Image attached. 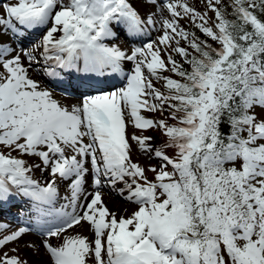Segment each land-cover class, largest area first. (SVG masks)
Instances as JSON below:
<instances>
[{"label": "snow or ice", "instance_id": "snow-or-ice-1", "mask_svg": "<svg viewBox=\"0 0 264 264\" xmlns=\"http://www.w3.org/2000/svg\"><path fill=\"white\" fill-rule=\"evenodd\" d=\"M206 7L214 19L188 0H166L158 9L169 13L162 35L129 54L105 43L117 38L114 28L139 35L157 23L131 0H0V211L29 198L53 217L38 221L44 236L61 241H42L51 264H264V0H231V12L222 0ZM30 30L43 34L25 48ZM124 61L133 64L128 73ZM30 69L66 94L78 91L80 102L61 103ZM73 71L119 74L126 83L89 94L97 87L89 77L62 76ZM166 110L175 123L143 114ZM129 125L140 134L129 135ZM148 130L161 131L166 143L154 149ZM133 141L162 161L159 170L133 162ZM36 169L51 179L42 185L31 175ZM58 180L68 182L70 195L56 209ZM102 181L123 184L121 195L138 209L117 218L103 202ZM82 223L91 239L66 235ZM7 228L0 224V264H29L17 248L4 251L29 229L3 234Z\"/></svg>", "mask_w": 264, "mask_h": 264}, {"label": "rangeland", "instance_id": "rangeland-1", "mask_svg": "<svg viewBox=\"0 0 264 264\" xmlns=\"http://www.w3.org/2000/svg\"><path fill=\"white\" fill-rule=\"evenodd\" d=\"M230 1L231 0H222L223 4H227ZM11 2L15 3L16 0H11ZM165 2H166V0H156V4L153 5V4L147 3L146 0H131V3L140 12L142 17L146 16L149 13H155L154 19L157 21V23H156L155 27L150 26L151 29L149 30L148 36L146 35L143 37V40L145 39L144 42H138V43L130 42L129 41L130 36H127L125 33H124L125 35H123L122 30H121L122 27H121V25H119L116 28H114V31L117 32V38L108 39L105 41V43L108 44L109 46H113V45L119 46L123 51L128 52L130 54L131 49L134 48L135 45H140L142 47V45H144L148 42L156 41L157 38L160 35H162V27H161L160 21L162 20L163 17H167L169 15V13L167 12L166 9H163L162 12L158 11V9H161L162 5ZM188 3L191 6L195 7L197 9V11H200L201 13L207 12L208 16L212 17L214 19L215 14L209 8L206 7V0H188ZM180 23L183 25V27L185 29H187L189 31H192V29L196 28L194 25H192L187 20H181ZM148 28H149V26H147V29ZM118 31H120V32H118ZM42 34H43V31L41 30L40 34H37L34 37H32L31 35H27V38L24 39L23 42L28 43V44H25L24 47L27 48L29 45V42L38 41L41 38ZM3 42L7 43L8 45L10 43H12V44H14V47L16 49L18 48L17 50H19V44H18V42H16L15 39H10L9 36H5V37H3ZM181 46L187 47V44L184 41H181ZM136 47H138V46H136ZM161 47H163V46H161ZM11 55L12 54L10 53L9 57ZM173 55L175 56V54H173ZM175 58H176V56H175ZM124 62L126 63V64H123L124 72L128 73L131 71L133 64H132V62H129V61H124ZM81 63H82V61H81ZM1 68L2 67H0V69ZM30 70L32 71V69H30ZM32 73L37 78H40V76L45 77L43 71L40 69L36 70L35 72L32 71ZM87 74H88L87 77L93 78L96 81H100V82H112L113 77H115V76H118L120 79L124 80L119 74L108 75L104 81L96 78V76H99L97 74H90V73H87ZM163 74L166 76H172L173 75L170 72H165ZM162 83L163 82H158L157 87L161 88V90L164 91V89L162 87ZM45 84L49 87V89L51 91L57 92V93L62 94V95H66L61 90H55L53 87H51L52 88L51 89L50 85H49L50 83L49 84L45 83ZM123 85H121L119 87H122ZM81 90H84V89H81ZM110 91H112V90L110 89L108 92H110ZM104 92H106V91H104ZM91 93H93V92H90L89 94H91ZM74 98L80 102L81 97L74 96ZM143 114L149 118H153L156 120L166 119L168 121V123H170V124L175 123L174 121L169 119L167 110L164 112L163 115H161L159 112H155V113L145 112ZM133 131H136L137 135L140 134V132L138 130H134L132 127H130L129 135H131ZM143 134L146 136L152 137V141L150 143L154 149L155 148H161L167 141V137L164 136L162 134V132L159 130H148V131L144 132ZM131 143H132L131 158H132L133 162L138 163L141 167L145 168L146 170L151 168V167H156L157 170H159V167L161 166L162 161H160L158 158H156L154 153H145L139 149V147L136 145V143L134 141ZM163 151L169 156L175 155V149H173V148L164 147ZM13 155H15V153H13ZM25 159H28L30 164L33 162H36V163L39 162L37 158L25 157ZM31 175L35 179L40 181L42 185L45 184L46 181L51 179V177H49L47 172L42 173L38 169L34 170L31 173ZM146 175L148 176L149 180L154 179V173H152L150 171H146ZM89 183H91V178H89ZM57 187L59 190V194H58V198H57V200L53 206L54 208H56L57 204H58V206L59 205L62 206L64 204H66L67 201L65 200V197L70 195L69 190H68V182L58 180L57 181ZM100 191H101L102 196H105V191L103 190V188H101ZM105 198H107V197L105 196ZM18 199H19V202L22 203L20 201V198H18ZM109 199L110 198L105 200L107 204L110 203L108 205L109 206L108 209L110 210V212L115 213L117 218H120L121 216H123L125 218L130 217L139 207V205H137L133 202H130L129 200H127L126 198H123L121 196H115V200L118 202L116 204H111V202H109ZM59 203H61V204H59ZM61 206H59V207H61ZM32 207H34V206H32ZM20 209H22L21 212H19ZM27 211H28L27 208L23 209L21 207L20 208L11 207V208H8L6 211L2 210L0 212H7L12 216H14L13 213H15L17 216V213L18 214H20V213L25 214ZM26 217H29V214ZM1 218H3V217H0V219ZM5 220H8L12 225H9L8 223L4 222L5 225L8 226V228L3 232V234H10L12 231H15V230L23 227L22 225H20V223H16V222H18L16 220H9L6 218H5ZM0 224H2V223H0ZM28 232H29V234L39 236L43 240L48 239L50 241V243H52L54 246L58 245L61 242L56 237H42L38 234L32 233L31 230H29ZM76 234H81L83 236H87L90 239L92 238V231L86 223H82V226L73 227L72 229H69L68 232L66 233V235H76ZM42 241H41L39 247H37L39 249L38 252L33 248L27 247L28 239H26V242L24 241V239H20L18 241V243H10L4 249V251H9V249H11V248H17L18 249V255L21 256L22 258L26 259L29 262V264H51L49 256L43 247ZM10 254H14V253H10Z\"/></svg>", "mask_w": 264, "mask_h": 264}, {"label": "bare ground", "instance_id": "bare-ground-1", "mask_svg": "<svg viewBox=\"0 0 264 264\" xmlns=\"http://www.w3.org/2000/svg\"><path fill=\"white\" fill-rule=\"evenodd\" d=\"M149 29V28H148ZM31 36L32 37H34V36H36V35H33V34H31ZM9 46H11V47H14V44H12V43H10L9 44ZM138 47H140V46H138ZM15 48V47H14ZM18 49V48H17ZM16 49V50H17ZM17 51H19V50H17ZM12 55H15L16 54V52H12L11 53ZM11 55V56H12ZM10 56V57H11ZM9 57V58H10ZM26 63V62H25ZM123 64H126L125 62H123ZM81 67H83V65H80ZM38 70V69H37ZM0 71H3V69L1 68L0 69ZM30 71V74H32V77H33V79H36L37 81H39V83H40V85H41V87H44V88H48L49 89V87L45 84V83H49V81H48V79L46 78V77H44V76H40V78H37L35 75H33V73H32V71L31 70H29ZM109 74L106 72L104 75H99V76H96V78H98L99 80H102V81H104L105 79H106V77L108 76ZM83 76H88V74H85V75H83ZM50 90V89H49ZM102 91V90H101ZM90 93V92H89ZM53 94H54V98L55 99H57V100H59L61 103H63V104H66V105H72V104H77V103H79V101L77 100V99H75L74 98V96H76V97H81L80 96V94L79 93H72V92H68L66 95H62V94H59V93H57V92H53ZM130 125H129V127H128V134H129V131H130ZM91 183H89L88 185H86V187L88 188V192H92L93 191V189H92V187L91 186H89ZM122 187H124L123 186V184H117V186L115 187V188H113L110 184H108L107 183V181H102V185H101V187L100 188H103V190L105 191V196L107 197V198H105V196H102V199H103V202H104V204L107 206V207H109L108 205L110 204V203H106V201L105 200H107L108 198H110L109 199V202H111V204H116V203H118L116 200H115V196H121V197H123V198H126V196H127V192H125L123 195H121V192H120V189L122 188ZM88 199L90 200L91 199V196H88ZM108 202V201H107ZM59 204H61V203H59ZM65 205V204H64ZM59 206H61V205H59ZM58 206V204H57V206H56V209H59V208H61V207H59ZM30 209V211L31 212H38L37 210H36V208L35 207H30L29 208ZM70 210V209H69ZM79 211V210H78ZM28 212V211H27ZM26 212V213H27ZM25 213V214H26ZM38 214H40V215H42L41 213H38ZM43 216H46V217H42V218H44V221H47V220H51L53 217H49V216H47V215H43ZM48 218H50V219H48ZM22 239H24V241L26 242V239H28V244H34V245H36V248L37 247H39V245H40V243H41V241L43 240V239H41L39 236H35V235H32V234H29V232H27L24 236H23V238Z\"/></svg>", "mask_w": 264, "mask_h": 264}, {"label": "trees", "instance_id": "trees-1", "mask_svg": "<svg viewBox=\"0 0 264 264\" xmlns=\"http://www.w3.org/2000/svg\"><path fill=\"white\" fill-rule=\"evenodd\" d=\"M224 5L226 6V10H227L228 12H231V10H232L231 7H230V5H231V1H230L229 3H227V4H224ZM231 18H232V17L229 16V19H231ZM191 32H195L196 35L199 36L202 40H205V39H206V40H208L209 43L213 44V46H217V45L215 44L214 41H211L210 38L205 37L204 34H203L202 32H200L199 29L194 28V29H192ZM189 51H191V49H189ZM176 59H177V60H180L181 58H180L179 56H176ZM181 62H182V61H181ZM185 67H187V65H185ZM172 78L179 79V77H176L174 74L172 75Z\"/></svg>", "mask_w": 264, "mask_h": 264}]
</instances>
